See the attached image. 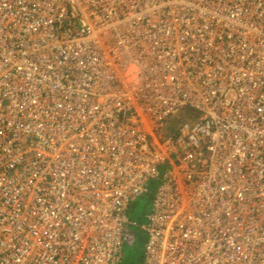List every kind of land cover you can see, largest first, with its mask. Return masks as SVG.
Wrapping results in <instances>:
<instances>
[{"label":"built area","instance_id":"2783aa9c","mask_svg":"<svg viewBox=\"0 0 264 264\" xmlns=\"http://www.w3.org/2000/svg\"><path fill=\"white\" fill-rule=\"evenodd\" d=\"M131 223L141 264H264V0H0V264H117Z\"/></svg>","mask_w":264,"mask_h":264},{"label":"rangeland","instance_id":"374dc122","mask_svg":"<svg viewBox=\"0 0 264 264\" xmlns=\"http://www.w3.org/2000/svg\"><path fill=\"white\" fill-rule=\"evenodd\" d=\"M182 119H179L180 123ZM172 122L159 128L157 135L164 133L165 136L171 134L174 128L177 127ZM169 167L167 162H164L159 166V175L156 178L151 179L148 182V191L138 195V197L129 205L127 214L137 224H143L145 222L144 213L150 208L151 194L155 191L157 185L160 183L161 174ZM129 231L135 233V239L133 242H124L117 264H141L144 253V241L146 239V232L140 229L138 225L132 224L129 226Z\"/></svg>","mask_w":264,"mask_h":264},{"label":"trees","instance_id":"16d2710c","mask_svg":"<svg viewBox=\"0 0 264 264\" xmlns=\"http://www.w3.org/2000/svg\"><path fill=\"white\" fill-rule=\"evenodd\" d=\"M186 112H187V114L188 115H192V112L190 111V110H186ZM184 117L183 116H173V117H171L170 119H168V121L165 123V125L166 124H169V122H172L174 125L176 124V123H178V121H179V119H183ZM176 128H174V130H175ZM151 197H152V194H151ZM150 202H151V198H150Z\"/></svg>","mask_w":264,"mask_h":264},{"label":"crops","instance_id":"0c3cea01","mask_svg":"<svg viewBox=\"0 0 264 264\" xmlns=\"http://www.w3.org/2000/svg\"><path fill=\"white\" fill-rule=\"evenodd\" d=\"M133 242V241H132Z\"/></svg>","mask_w":264,"mask_h":264}]
</instances>
